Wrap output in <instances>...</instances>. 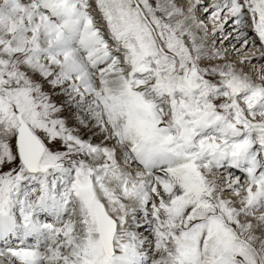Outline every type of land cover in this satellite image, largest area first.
Segmentation results:
<instances>
[{"label": "snow or ice", "instance_id": "1", "mask_svg": "<svg viewBox=\"0 0 264 264\" xmlns=\"http://www.w3.org/2000/svg\"><path fill=\"white\" fill-rule=\"evenodd\" d=\"M197 3L0 0V264H264V71L202 66ZM201 6L264 45V0Z\"/></svg>", "mask_w": 264, "mask_h": 264}, {"label": "bare ground", "instance_id": "2", "mask_svg": "<svg viewBox=\"0 0 264 264\" xmlns=\"http://www.w3.org/2000/svg\"><path fill=\"white\" fill-rule=\"evenodd\" d=\"M208 1H210V0H198V3H197V0H190V2H191V4L192 3H197V7H196V9H195V11H194V15H195V17L197 16V15H200V16H198V18H199V20H197V22H202L203 23V25L205 26V27H203V28H199V29H192V31H193V33H194V35L196 36V38H197V44H199V45H201L204 49H205V47H207L205 50H206V55L209 57V56H211V55H213V56H216V57H219V59H221L220 57H223L222 59H221V61H219V63L217 64V66H220V67H222V66H224L225 64H231V65H233L238 71H242V72H244L243 70H242V67H243V65L242 64H240V63H238V62H235V61H233V59L234 58H231L230 56H232L233 55V51H231L230 52V50H227L228 48L226 47L228 44H230V41L231 42H237V41H235V40H233V35H235L236 36V33L234 32L230 37H228V39L222 44V49L223 50H219V52H218V50H215V47L217 46L216 44L217 43H215V42H219V39H220V37H218V35H217V33H219L218 31H215L214 29H215V24H214V22L209 18V15H208V13H200V7H202L201 5H203V6H208L209 5V3H208ZM158 2L159 3H161V4H165V3H167V0H158ZM172 2H174L178 7H180L181 9H183L184 8V6L181 4V3H183V0H172ZM178 2V3H177ZM187 3H188V0H187ZM205 4V5H204ZM207 4V5H206ZM187 9H188V7H187ZM200 10V11H199ZM202 12H203V10H202ZM163 14V13H162ZM186 15H188V13L186 14ZM210 19V20H209ZM178 20H183V17H175V18H173V20L171 21L173 24H175ZM210 21V24H208L207 22H209ZM187 23V22H186ZM231 23V21L229 22V24ZM208 24V25H207ZM225 28H228V29H233L232 27L231 28H229V26H228V24H226L225 25V27H224V29ZM200 30H201V32H200ZM212 32V35L213 36H210V34H208L209 32ZM225 31V30H224ZM249 32V31H248ZM250 36V35H249ZM214 37V38H213ZM185 38H187V37H185ZM188 39V38H187ZM222 40L224 39L223 37L221 38ZM231 39V40H230ZM255 42H257L256 43V45H258V44H260V41L258 40V38L257 39H255L254 40ZM211 43H214L215 44V46H213V45H211ZM221 45V44H220ZM225 47V48H224ZM219 49V48H218ZM246 49H248V48H246ZM245 49V50H246ZM251 49V48H250ZM232 50V49H231ZM240 51H242V50H240ZM219 54L218 56L216 55V54ZM227 53H230V55H228ZM255 53V52H254ZM252 54V53H251ZM235 56L237 55V54H234ZM251 55H249V56H247V57H245V61H247V59L250 57ZM256 57H258L257 55H255ZM215 57V58H216ZM214 58V59H215ZM213 59V58H212ZM214 59H213V61H214ZM206 60V59H205ZM212 62V61H211ZM215 65V64H214ZM246 65V64H245ZM249 66V65H248ZM247 66V67H248ZM216 67V66H215ZM251 68H250V71L249 72H247V73H245V74H248L252 79H253V82L254 83H256L257 82V80H256V78L259 76V74L261 73V71H264V64H262V65H260V69H259V71L257 72V68H256V66H250ZM246 68V67H245ZM257 83H259V82H257ZM77 114H78V112L77 113H74L71 117H72V119H73V116H74V119H76V116H77ZM79 114H81L82 115V113H79ZM84 135L87 137V139H90L92 142H95V144H99V143H101V141H103L104 140V134L103 133H101L100 132V130L98 129V128H96V127H94V122H90V126L89 127H85V130H84ZM105 143H106V145L107 146H109V147H111V146H113L112 145V142H111V140H109V141H105ZM117 153H118V150H117ZM228 199H231V198H228ZM239 199V198H238ZM252 222L254 221L255 222V220L253 219V220H251ZM262 228V227H261ZM257 230V228L255 229V235H257L258 237H262L263 238V233L262 232H257L256 231ZM259 230V229H258ZM145 235H147V234H145ZM257 247H259V242H257Z\"/></svg>", "mask_w": 264, "mask_h": 264}, {"label": "rangeland", "instance_id": "3", "mask_svg": "<svg viewBox=\"0 0 264 264\" xmlns=\"http://www.w3.org/2000/svg\"><path fill=\"white\" fill-rule=\"evenodd\" d=\"M149 2L153 5V7H155V5L157 4V3H159L158 2V0H149ZM178 3V2H177ZM208 3H210V1H208ZM183 6H184V8L182 9L183 11H184V13H185V15L188 13V11H187V7L191 4V2H190V0H188V3H187V0H183V3H181ZM205 5V4H204ZM207 5V4H206ZM201 10V11H200ZM200 13L202 14L203 12H204V10H203V7H200ZM202 10H203V12H202ZM157 15H163L162 13H157ZM198 16H200V15H197L196 16V19L197 20H199V18H198ZM208 24H210V21L209 22H207ZM207 24V25H208ZM205 27V26H204ZM225 31V36H227V37H230L233 33H234V31H232L231 29H228V28H225L224 29ZM200 32H201V30H200ZM209 32V31H208ZM208 34H210V36H213L212 35V32H209ZM217 35H218V37H220V39H219V42H215V43H217L216 45V47H215V50H218V52H219V50L221 51V50H223L222 48V44L228 39H225V37L224 36H221L220 35V33H217ZM224 38L223 40L221 39V38ZM236 36L235 35H233V40H235V41H237V39L235 38ZM214 38V37H213ZM186 40H187V38H185ZM231 40V39H230ZM221 44V45H220ZM211 45H213V46H215V44L214 43H211ZM228 49L227 50H230V52L231 51H233L234 53H233V55L232 56H230L231 58H234L233 59V61H235V62H238V63H240L241 61H245L246 59H245V57H247V56H249V55H251L248 59H247V61H246V63H240V64H244L243 65V67H242V70L245 72V73H247V72H249L250 71V66L252 65V66H256V68H257V72L259 71V69H260V65H262L263 63H264V61H258L257 60V57L255 56V55H257L256 54V51H255V48H252V47H249L248 49H246V48H243V47H241V43H239V42H231L230 41V44H228L227 46H226ZM207 47H205V49H206ZM219 48V49H218ZM225 48V47H224ZM251 48V49H250ZM232 49V50H231ZM246 49V50H245ZM237 50H239V51H237ZM240 50H242V51H240ZM255 52V53H254ZM252 53V54H251ZM228 55H230V53H227ZM234 54H237L236 56L234 55ZM258 56V55H257ZM216 56H213V55H211V56H209V58L208 59H206V60H203L202 61V66H206V67H215V66H217V64L219 63V61H221V59H219V57H216ZM214 59V61H213V59ZM212 61V62H211ZM215 64V65H214ZM246 64V65H245ZM249 65V66H248ZM248 66V67H247ZM246 67V68H245ZM247 71V72H246ZM256 80H257V82H259L260 83V77L258 76L257 78H256ZM256 82V83H257ZM44 91H46V92H48L49 93V95L51 96V98H52V101L54 102V103H56L57 104V106L58 107H61L62 109H63V111L60 113V115H61V117L62 118H64L65 120H66V123H67V126L69 127V128H72V129H75L76 131H77V134L78 135H80L81 136V138L82 139H85V140H88L87 139V137L84 135V130H85V127H83V126H81L78 122H77V120L76 119H74V116H73V119H72V115L74 114V113H77L78 112V110L75 108V107H73L71 104H69V103H67V97L66 96H63V95H61V94H59L60 93V89H52L51 88V86H49L47 83H45L44 84ZM90 126V123L88 124V127ZM112 142V145H113V141H111ZM93 143H95V142H93ZM5 171L7 170L6 168L4 169ZM226 197H228V196H226ZM237 207H239V205H237ZM241 220H242V222H245V218L244 217H241ZM253 223L255 224V222L253 221ZM262 228H264V227H262ZM262 228H260V227H258L257 228V232H262L263 233V238H264V230H262ZM259 229V230H258ZM144 234H147L146 232L144 233Z\"/></svg>", "mask_w": 264, "mask_h": 264}]
</instances>
